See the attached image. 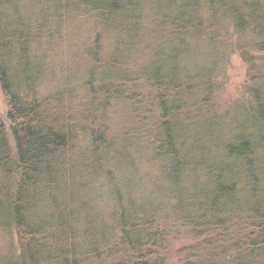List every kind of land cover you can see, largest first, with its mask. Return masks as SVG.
Instances as JSON below:
<instances>
[{"label":"trees","instance_id":"trees-1","mask_svg":"<svg viewBox=\"0 0 264 264\" xmlns=\"http://www.w3.org/2000/svg\"><path fill=\"white\" fill-rule=\"evenodd\" d=\"M162 1L0 0V264H167L181 233L178 264H264V0Z\"/></svg>","mask_w":264,"mask_h":264},{"label":"rangeland","instance_id":"rangeland-1","mask_svg":"<svg viewBox=\"0 0 264 264\" xmlns=\"http://www.w3.org/2000/svg\"><path fill=\"white\" fill-rule=\"evenodd\" d=\"M64 1L66 2L67 0H64ZM177 2H180V0H177ZM157 6L158 7L162 6V8H164V2L162 0H158ZM65 21L71 22L69 20H65ZM68 32H69V30H66L62 33V35L67 37ZM140 32H141V34H145V30H142ZM150 37L151 36H149V35H145V37H142V39H140V37H139V39H138L139 43L132 45L130 52L134 55V53H136V52L140 53L141 51H144V53H145L146 47L147 48H155V42L156 41L152 40ZM145 38H148V39H145ZM68 40L70 41V44L75 43V42H82V40L80 39V34H77L75 37L71 36L70 38H68ZM143 43H145V44L143 45ZM146 55L148 57V53ZM138 56L142 57V58H138V61L135 59L133 62L135 63L137 61L138 63L142 64L144 62V55L139 54ZM192 56H193L192 54H189L187 56V58L190 59ZM63 59H64V55L61 54L60 59H59V63L61 64V66L58 63H53L54 72L59 73L61 75H64V70H65L62 67ZM55 60L56 59H54V61ZM255 60H256V63L260 62V59L255 58ZM85 65H86L85 61H83L82 59H76L74 61V66H76L74 72H78L79 70L80 71L84 70ZM102 66L103 67H105V66L109 67V66H111V64L102 65ZM49 70L51 71L52 68L49 67ZM117 70L121 71L119 69H117ZM226 70L227 71H226L225 75L219 79V81H221L222 84L224 85V88L219 92V94L217 95V98H216V104H217L218 108L224 109V110H226L229 106L233 105L234 101L242 100L243 98H245L246 88L248 86L249 67L245 63L242 56L240 54H237V55L230 58V61L226 67ZM50 73L51 72H49L48 75H50ZM104 75H106V76H104L105 79L107 77L114 79L117 75H119V73L117 71L113 70L111 72H109V71L104 72ZM90 88L94 89L95 85L92 84L90 86ZM75 96H76V100L74 102V107L78 108L79 107L78 103L80 102V96L79 95H75ZM97 102L100 103L97 106H101L104 103V100H103L101 95L98 96ZM8 112H9V107H8L7 98L5 96V93L2 90L1 83H0V118L3 120V122L5 124L7 134H8V141H9L10 147L12 149V152L15 155L16 148H15V142H14L13 135H12V124L7 117ZM85 119L87 122V129L89 131H92L93 126H95L99 122L97 119V116L95 115V112L94 113L88 112L87 115L85 116ZM100 206L102 208L105 207V202L103 200L100 202ZM189 235H190V233H181V234H172L169 237L170 240L172 238L173 239L170 241V243L168 245L167 264H178V263H180V261L185 256L184 251L186 249L196 245V244H192L193 241L191 240V237ZM101 247L102 246H97V248H101ZM125 260H126V258H125ZM123 263H126V262L124 261ZM108 264H118V258L110 260L108 262Z\"/></svg>","mask_w":264,"mask_h":264}]
</instances>
